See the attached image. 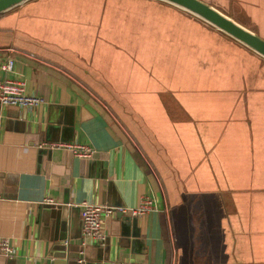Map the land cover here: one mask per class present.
Masks as SVG:
<instances>
[{
	"label": "crops",
	"instance_id": "1",
	"mask_svg": "<svg viewBox=\"0 0 264 264\" xmlns=\"http://www.w3.org/2000/svg\"><path fill=\"white\" fill-rule=\"evenodd\" d=\"M21 4L0 13V63L12 60L10 70L0 69V79L23 80L24 91L42 102L32 107L0 104V236L12 250L0 254V264H45L56 259L63 242L76 256L81 247V264H165L162 212L169 226L170 264H176L179 254L181 264L182 245L174 246L161 179L88 78L74 72L71 62L88 53L90 27L25 14ZM226 133L214 128V136ZM225 139L215 143L214 137V165L226 146L232 147ZM42 141L81 142L93 151L82 157L65 148L40 147ZM232 150L251 166L247 143ZM259 174L252 178L264 177ZM143 196L151 206L126 213L135 217L133 225L115 209L101 220L106 233L102 245L83 240L80 202L127 209L137 207ZM259 205L264 208V197L256 192L252 203L237 206L249 234L230 244L227 238L223 244L214 241V255L218 248L219 257L227 258L232 247L239 264L264 263V210L258 216Z\"/></svg>",
	"mask_w": 264,
	"mask_h": 264
},
{
	"label": "rangeland",
	"instance_id": "2",
	"mask_svg": "<svg viewBox=\"0 0 264 264\" xmlns=\"http://www.w3.org/2000/svg\"><path fill=\"white\" fill-rule=\"evenodd\" d=\"M204 1L221 12H233L227 7L229 0ZM257 34L264 38L263 32ZM99 50L97 59L86 54L80 61H72L74 72L88 78L161 179L177 239L174 246L179 241L182 245L181 264H239L232 247L227 258L219 257L218 248L214 255V241L223 244L227 238L230 244L234 237L243 233L248 236L237 206L252 203L256 192L264 197V177L252 178L253 170L241 159L242 153L232 150L242 144L231 138L233 132L222 128L226 136H214V128H219L214 126V80L203 79L202 71L188 63L177 66L179 61L166 52H161L157 60L155 54H150L154 67L136 52V66L131 58V66L121 68L117 61L109 65L110 49ZM214 137L215 143L226 138L225 143L232 145L226 146L215 165ZM258 210V216L263 215V206L259 205Z\"/></svg>",
	"mask_w": 264,
	"mask_h": 264
},
{
	"label": "trees",
	"instance_id": "3",
	"mask_svg": "<svg viewBox=\"0 0 264 264\" xmlns=\"http://www.w3.org/2000/svg\"><path fill=\"white\" fill-rule=\"evenodd\" d=\"M19 7L31 16L87 25L91 29L87 54L95 56L99 48L101 52L110 49L109 64L117 61L121 68L130 67L133 58L136 66V52H140L154 67L150 54L157 60L161 52H166L179 61L177 66L185 62L200 69L203 79L214 80V126L228 129L233 132V140L247 143L252 177L259 173L264 176L262 56L162 0H26ZM227 7L233 12H223L254 32L264 33V0H229ZM159 223L166 248L165 264H170L172 247L163 212Z\"/></svg>",
	"mask_w": 264,
	"mask_h": 264
},
{
	"label": "built area",
	"instance_id": "4",
	"mask_svg": "<svg viewBox=\"0 0 264 264\" xmlns=\"http://www.w3.org/2000/svg\"><path fill=\"white\" fill-rule=\"evenodd\" d=\"M11 65L12 60L8 57L0 63V69L8 71L11 69ZM40 102H42L40 96L26 93L24 91L23 80L18 78L0 79V104L32 107ZM39 146L48 149L65 148L72 152V154L82 157L90 156L93 151V148L90 145L81 142L42 141ZM150 206L151 200L147 196L142 197L141 202L137 207L127 209L121 206L113 207L103 203L82 201L79 203L82 238L84 241H90L102 245L106 238V233L101 225L102 218L110 215L115 209L135 215L147 210ZM11 253L12 250L6 237L0 236V254L10 255ZM78 253L82 254V249H79Z\"/></svg>",
	"mask_w": 264,
	"mask_h": 264
},
{
	"label": "water",
	"instance_id": "5",
	"mask_svg": "<svg viewBox=\"0 0 264 264\" xmlns=\"http://www.w3.org/2000/svg\"><path fill=\"white\" fill-rule=\"evenodd\" d=\"M26 0H0V13L21 4ZM181 8L199 19L210 24L214 28L224 32L244 46L248 47L258 55L264 58V38L255 33L253 30L247 28L243 24L235 21L228 15L218 10L213 5L204 0H162ZM118 217L124 222L133 225L136 221L135 217L127 215L125 212L119 211ZM137 230L134 235H137ZM61 247V252L56 254V259L47 261L45 264H81L80 258L82 254L69 252L68 247L64 245ZM81 249V247L79 248Z\"/></svg>",
	"mask_w": 264,
	"mask_h": 264
}]
</instances>
